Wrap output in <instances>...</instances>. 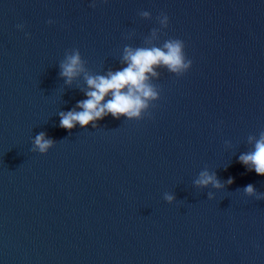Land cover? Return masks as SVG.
Listing matches in <instances>:
<instances>
[{
	"label": "water",
	"instance_id": "1",
	"mask_svg": "<svg viewBox=\"0 0 264 264\" xmlns=\"http://www.w3.org/2000/svg\"><path fill=\"white\" fill-rule=\"evenodd\" d=\"M170 39L191 67L146 73L141 119L59 126L88 77ZM262 134L264 0H0V264H264V175L239 161Z\"/></svg>",
	"mask_w": 264,
	"mask_h": 264
},
{
	"label": "clouds",
	"instance_id": "2",
	"mask_svg": "<svg viewBox=\"0 0 264 264\" xmlns=\"http://www.w3.org/2000/svg\"><path fill=\"white\" fill-rule=\"evenodd\" d=\"M94 6L93 2L90 7ZM140 15L150 17V13L147 11L140 13ZM159 18L161 24L167 27V15H161ZM48 23L51 24L53 21L49 20ZM17 27L22 29L23 25H17ZM184 47L182 40L170 39L164 45L166 51L156 47L138 48L135 51L126 48L124 59L128 61V67L114 74L109 73L107 78L103 76L88 77L87 84L94 90L86 93L88 99L78 102L77 107L82 108L83 111L60 113L59 126L71 130L78 123L83 128L90 122L102 119L109 113L117 119L120 116H126L129 119H141V110L149 107L148 101H156L159 98V94L145 83L148 78L146 73L155 75L153 66L162 64L176 76H182L192 64V61L185 55ZM61 68V76L67 77L69 80L79 71H82L80 53L77 49L71 56L66 57V62L61 64ZM125 88L127 91H123ZM108 93H111L112 98L101 104ZM34 144L41 153H44L52 146L53 141L45 139V134L41 132L35 137ZM239 161L243 165L251 164L253 167L249 170H254L257 175H264V134L256 142L255 151L241 155ZM232 182L230 177L228 183L231 184ZM195 183L201 186H207L209 183H213L214 187L220 186L218 182L214 181V177L207 175V173H201V179ZM243 191L245 194L252 195L254 193L253 185L248 184ZM211 196L210 193V199ZM262 198H264V194L257 196V199ZM164 199L171 203L174 197L166 194Z\"/></svg>",
	"mask_w": 264,
	"mask_h": 264
}]
</instances>
